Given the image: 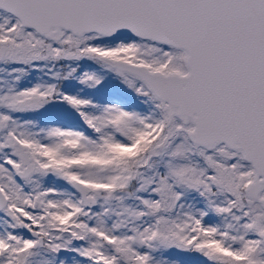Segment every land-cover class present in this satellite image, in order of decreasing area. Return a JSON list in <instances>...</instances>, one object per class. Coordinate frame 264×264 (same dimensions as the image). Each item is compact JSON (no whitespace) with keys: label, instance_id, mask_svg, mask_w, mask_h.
Listing matches in <instances>:
<instances>
[{"label":"snow or ice","instance_id":"1","mask_svg":"<svg viewBox=\"0 0 264 264\" xmlns=\"http://www.w3.org/2000/svg\"><path fill=\"white\" fill-rule=\"evenodd\" d=\"M0 264H264V0H0Z\"/></svg>","mask_w":264,"mask_h":264}]
</instances>
